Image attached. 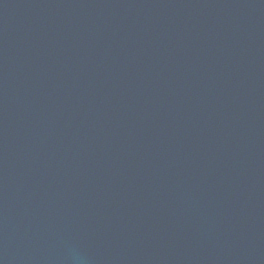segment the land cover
<instances>
[{
    "label": "water",
    "instance_id": "1",
    "mask_svg": "<svg viewBox=\"0 0 264 264\" xmlns=\"http://www.w3.org/2000/svg\"><path fill=\"white\" fill-rule=\"evenodd\" d=\"M261 179L264 0H0V264H264Z\"/></svg>",
    "mask_w": 264,
    "mask_h": 264
}]
</instances>
